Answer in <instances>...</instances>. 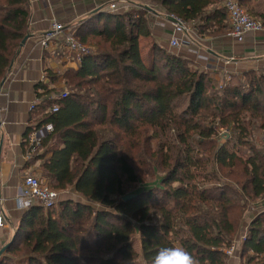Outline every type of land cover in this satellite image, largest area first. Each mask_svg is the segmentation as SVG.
Here are the masks:
<instances>
[{
  "label": "trees",
  "instance_id": "16d2710c",
  "mask_svg": "<svg viewBox=\"0 0 264 264\" xmlns=\"http://www.w3.org/2000/svg\"><path fill=\"white\" fill-rule=\"evenodd\" d=\"M150 1L195 23L198 36L228 30L225 0ZM255 1L240 3L253 15ZM117 5L129 9L115 12L108 4L68 27L92 51L65 72L63 89L38 83L40 100L32 109L34 128L51 122L54 131L28 163L38 159L46 184L73 189L89 202L68 197L49 208L32 204L0 264H153L159 249L177 245L199 264H227L246 200L264 197V72L231 75L220 90L208 73L158 43L148 64L139 38L151 35L153 10L134 1ZM31 14V0H0V83ZM46 74L50 81L59 77ZM66 89V97L49 98ZM54 104L58 110L48 111ZM153 136L166 142L147 155ZM214 142L218 147L204 156L205 143ZM147 156L153 162H145L147 172L156 174L161 165L163 174L154 176L155 186L130 193L131 185L143 183L136 165ZM240 251L241 264H264V211L250 221Z\"/></svg>",
  "mask_w": 264,
  "mask_h": 264
},
{
  "label": "crops",
  "instance_id": "0c3cea01",
  "mask_svg": "<svg viewBox=\"0 0 264 264\" xmlns=\"http://www.w3.org/2000/svg\"><path fill=\"white\" fill-rule=\"evenodd\" d=\"M100 1L31 0L32 14L27 38L0 87V115L6 120L0 138V206L7 215L6 225L0 227V245L10 239L25 210L35 204L31 199L23 202L25 174L31 172L45 180L40 161L37 159L28 163L30 159H25L28 134L37 123L35 120L38 114L32 112L30 105L38 98V83L45 82L50 88L63 89L65 72L71 68L77 69L80 64L72 56L66 55L60 42L56 46L43 48L39 43L40 35L54 20L67 27L77 24V20L86 17L99 6L102 7ZM123 8L115 12L123 13L126 10ZM254 11L253 15L261 18L264 0L255 1ZM229 21L228 16V30L224 33L198 36L194 45L171 48L170 39L177 35L173 21L165 10H153L149 16L151 35L139 38L142 56L148 64H152L153 47L158 43L190 60L192 68L208 73L217 86L228 76L231 78V75H242L248 70L264 72V29L250 31L243 41H238L231 33ZM57 64L62 65L59 72L55 70ZM47 69L59 75L56 81H50ZM70 192L77 194L73 189L67 191ZM254 201L253 208L245 215L247 218L243 220L235 238L256 214L264 211V197ZM241 245L238 244L236 250L228 255L227 264H241Z\"/></svg>",
  "mask_w": 264,
  "mask_h": 264
},
{
  "label": "built area",
  "instance_id": "2783aa9c",
  "mask_svg": "<svg viewBox=\"0 0 264 264\" xmlns=\"http://www.w3.org/2000/svg\"><path fill=\"white\" fill-rule=\"evenodd\" d=\"M109 6L113 10H118L117 3L119 0H108ZM224 6L229 14L231 23V33L238 41H243L246 33L250 31H261L264 29L263 20L258 17L251 15L240 3V0H225ZM168 17L173 18V26L177 35H174L169 42L171 48H180L183 45H194L198 40V34L196 27L193 23L186 22L175 15L168 14ZM67 26L60 21L54 20L50 27L40 35V45L43 48H50L52 45H58L64 47L66 55L72 56L75 61L79 64L82 61L84 55L90 53L92 50L89 46L84 44L82 41L77 39L74 35L75 27L66 28ZM62 65L57 64L55 70L60 71ZM230 77L228 76L220 82L218 89H223L228 84ZM69 89L53 92L49 98L58 99L66 97L69 94ZM39 98L32 101L30 108L34 109L35 105L38 104ZM58 105L54 104L48 108V111L58 110ZM6 120L0 115V138L2 136ZM223 130V129H222ZM54 131V125L51 122L43 123L37 128H34L28 134V144H26L25 159L29 160L34 156H37L43 151L42 142L43 140ZM225 130H223L224 132ZM24 189L22 199L28 201L31 199L35 204L41 205L45 208H49L55 205L61 197L63 192L51 188L46 184L45 180L37 176L34 173H26L23 179ZM1 201V194H0ZM28 203V202H27ZM255 204L254 200L247 199V209L245 215L248 214L250 209ZM30 207V206H29ZM7 223V215L3 207L0 206V227H4ZM250 221L244 226L242 233L234 238L231 247L226 249L228 255L232 254L236 250L238 244L243 243L247 238L248 226Z\"/></svg>",
  "mask_w": 264,
  "mask_h": 264
},
{
  "label": "rangeland",
  "instance_id": "374dc122",
  "mask_svg": "<svg viewBox=\"0 0 264 264\" xmlns=\"http://www.w3.org/2000/svg\"><path fill=\"white\" fill-rule=\"evenodd\" d=\"M129 1H134V2H136V3H139V4H142V5H145V6H149L150 8H152V10H157V9H159L160 7H158V6H156V4L154 3V2H151L150 0H119L118 1V3L119 4H122V3H125V2H129ZM101 3H102V6H106V5H108L109 3V1L108 0H101L100 1ZM118 7L120 6V5H117ZM123 7H125L126 8V10H128L129 9V6H123ZM123 7H119V8H123ZM99 8H100V6H99ZM125 8H123V10L125 9ZM98 9V8H97ZM125 10V11H126ZM163 10V9H162ZM76 22H78V20L76 21ZM124 26L126 27V24H124ZM91 39V38H90ZM93 40H96V38H93L92 39V41ZM94 42V41H93ZM146 45V42H144V46ZM222 133H223V130H222ZM150 134H152V132L150 133ZM219 139V142H220V144H224L225 143V141H227V138H222V136H220V137H218ZM259 138H260V136L259 137H256V141H259ZM160 140H162V139H160V137H156V136H153V137H151V139L149 140V144H148V147L150 148L149 150H148V152H147V155H150V154H152L156 149H157V147H158V145L162 142V143H165L166 142V140L165 139H163L162 141H160ZM205 144H207V145H204V147H205V149H206V153H203L204 154V156L206 155H209V153L210 152H208V148L210 147L212 150L213 149H216L217 147H218V143L216 142H214V143H205ZM210 144H213L212 145V147L210 146ZM257 145V144H256ZM258 147H260L261 149H263V144L261 143V144H258ZM203 148V147H202ZM141 149H142V145H139V147L138 148H136V149H134V154H139V152H141ZM245 150L247 151L248 149L247 148H245ZM145 158H147L146 160L144 159V157H143V159H142V161H140V163H138V166L136 165V167H137V173H138V175H139V177L141 178V180H142V182L143 183H139V184H136V185H131L130 186V188H129V192L131 193H133V192H138L139 190H141V189H144L145 187L147 188V187H153V186H155V182L153 181L155 178H154V176L155 175H162L163 174V167H161V165H159L160 167H158V171H156V174H154L153 172H151V173H148L147 172V166H148V164L146 165L145 164V162H151V163H153L152 162V160H151V157H149V156H147V157H145ZM163 160V157L161 156V154H160V156H159V162H161ZM233 178H234V176H233ZM230 182H235L233 179H232V181H230ZM150 185H152V186H150ZM71 197V198H73V199H75V200H84V201H86V202H89V200L88 199H86V198H83L82 196H80L79 194H72L71 192L70 193H67V191H64L62 194H61V197H60V200L61 199H65V198H68V197ZM252 200V199H251ZM239 204V203H238ZM246 204H247V200H246ZM247 206V205H246ZM247 209V208H246ZM239 211H240V208L239 207H237L236 206V208H235V213H237V214H239ZM246 216L244 217V219L246 220ZM241 226H242V222H241ZM14 233H15V231H14ZM14 233H13V235L10 237V239L9 240H6L4 243H2L1 245H0V250L4 247V246H6L8 243H11L12 242V240H13V236H14ZM134 240H135V246L136 247H138L139 245H140V242H139V234L137 233L136 235H135V237H134ZM5 252V251H4ZM4 252L1 254V255H3L4 254ZM0 255V256H1ZM9 256H11V257H13V254L12 255H9ZM125 264H141V261H140V259L139 260H137V261H133V262H128V263H125ZM257 264V263H256Z\"/></svg>",
  "mask_w": 264,
  "mask_h": 264
},
{
  "label": "clouds",
  "instance_id": "9594fccd",
  "mask_svg": "<svg viewBox=\"0 0 264 264\" xmlns=\"http://www.w3.org/2000/svg\"><path fill=\"white\" fill-rule=\"evenodd\" d=\"M153 264H199V262L185 248L177 245L159 249Z\"/></svg>",
  "mask_w": 264,
  "mask_h": 264
},
{
  "label": "water",
  "instance_id": "95a60500",
  "mask_svg": "<svg viewBox=\"0 0 264 264\" xmlns=\"http://www.w3.org/2000/svg\"><path fill=\"white\" fill-rule=\"evenodd\" d=\"M148 9H151L149 6H146ZM169 19L173 20V18L171 16H169ZM27 38V35L25 36V38L22 40L21 42V45L24 44L25 40ZM4 80H2L1 84H0V87L2 86V83H3ZM132 195H128L126 196L125 198H129L131 197ZM11 243H8L6 246H4L1 250H0V255L7 249V247L10 245Z\"/></svg>",
  "mask_w": 264,
  "mask_h": 264
}]
</instances>
